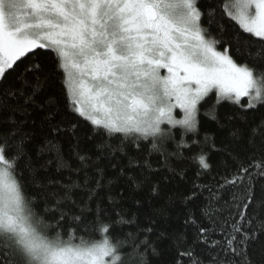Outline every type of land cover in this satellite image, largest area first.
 <instances>
[{"label": "snow or ice", "instance_id": "6c2138e0", "mask_svg": "<svg viewBox=\"0 0 264 264\" xmlns=\"http://www.w3.org/2000/svg\"><path fill=\"white\" fill-rule=\"evenodd\" d=\"M218 13L258 42L241 50L212 36L211 23ZM42 49L54 54L73 110L109 140L122 134L115 146L106 141L95 145L98 159L107 158L105 153L128 157L126 142L143 152L140 142L151 138L148 155L130 158L135 168H121L122 175L151 168L153 152L176 156L178 152L166 151L165 141L175 140L176 126L184 136L198 133V106L213 90L218 99L242 109L264 105V75L257 78L264 70V0H221L206 9L201 0H0V85ZM47 81L45 66L33 61L20 70L15 84L0 87V264H148L141 250L149 247L146 240L131 243V251L125 248L128 240L89 243L81 238L77 244L72 235L64 240L57 229L69 217L62 211L65 201L53 197L48 205L46 198L41 215L32 207L34 198L24 195L18 179L23 175L18 171L21 163L30 160L24 117ZM241 98H247L246 105ZM176 108L183 110V118H175ZM251 135L253 145L260 139L262 147L246 158L247 166L241 163L224 181L236 186L247 180L244 193L226 202L225 210L208 216L211 228L198 226L197 239L215 255L202 254L199 259L192 251L181 253L192 264H264L249 256L250 245L264 235V198L257 201L251 183L254 175L264 176V123ZM194 147L200 148L199 140L181 141L177 150ZM48 148L55 145L49 143ZM189 159L202 170L210 168L203 153ZM195 195L194 191L189 199ZM217 229L220 241L212 239Z\"/></svg>", "mask_w": 264, "mask_h": 264}, {"label": "trees", "instance_id": "16d2710c", "mask_svg": "<svg viewBox=\"0 0 264 264\" xmlns=\"http://www.w3.org/2000/svg\"><path fill=\"white\" fill-rule=\"evenodd\" d=\"M219 3L221 0H201V7L206 9ZM203 23L208 27L207 17ZM218 28L223 29V33ZM210 31L212 36L239 45L241 50L248 43L255 44L259 40L219 13L213 18ZM33 61L45 66L48 77L35 104L26 109L29 115L24 117L27 123L23 131L28 134L26 151L30 160L21 163L18 169L23 172L18 179L24 195L34 198L33 209L43 215L46 198L48 205L53 197L64 200L62 211L69 213V217L57 229L64 240L70 235L77 244L81 238L87 242H97L103 237L112 241L128 240L127 251H131V243L139 245L146 240L149 247L141 250L146 254L148 264H192V260L181 253L192 251L199 259H203L202 254H209L208 245L197 239V228H211L208 216L225 210L226 202H231L233 196L243 195L247 180L236 186L224 181L236 174L241 163L247 166L246 158L254 149L258 151L262 147L260 139L253 145L251 131L264 123V105L242 109L230 100L218 99L213 91L198 106V133L184 136L182 128H175L172 130L176 133L175 140L165 141L166 151L178 152L176 156L153 152L151 168L127 171L122 175L121 168H135V165H129L130 158L148 155L151 138L140 142L143 152H137L126 142L128 157L121 153L113 158L105 153L107 158L98 159L95 145L106 141L115 146L123 139L122 134L109 140L106 134L99 133L73 110L52 52L42 49L36 56L30 55L0 87L15 84L20 70ZM258 74L264 75V70ZM16 102L12 101L13 104ZM240 103L246 105L247 98ZM50 114H54L52 119H48ZM57 127L58 132L54 131ZM193 139L200 141V148L177 150L181 141L189 144ZM49 143L55 145V149L49 150ZM201 153L208 158L210 168L207 170L189 159ZM80 156L86 159L80 160ZM98 169L102 174H98ZM251 183L257 201L264 198V176L254 175ZM194 191L195 197L189 199ZM73 217H79V220L73 222ZM44 218L55 223L51 217ZM113 225L116 227L110 232L103 231L104 227ZM212 239L222 240L218 229ZM151 249H155V253ZM249 256L254 261H264V235L250 245Z\"/></svg>", "mask_w": 264, "mask_h": 264}, {"label": "rangeland", "instance_id": "374dc122", "mask_svg": "<svg viewBox=\"0 0 264 264\" xmlns=\"http://www.w3.org/2000/svg\"><path fill=\"white\" fill-rule=\"evenodd\" d=\"M162 74H166V73H162ZM257 78L260 79L261 78V75L257 73ZM215 91V90H213ZM216 92V91H215ZM206 98V97H205ZM243 98H241L242 100ZM202 102V101H201ZM173 115L175 116V118L177 119H181L183 118V110L180 109V108H176L173 112ZM162 127H165V128H168V127H171L170 125H162ZM175 128H180V126H176ZM173 128V129H175ZM172 129V130H173ZM104 236V235H103ZM106 237H103L101 240L97 241V242H89V243H99V242H102Z\"/></svg>", "mask_w": 264, "mask_h": 264}]
</instances>
